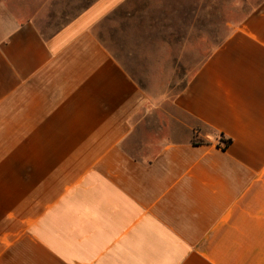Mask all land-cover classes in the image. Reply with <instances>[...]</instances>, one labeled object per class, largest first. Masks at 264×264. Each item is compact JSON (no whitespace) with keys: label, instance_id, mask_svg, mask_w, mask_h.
I'll list each match as a JSON object with an SVG mask.
<instances>
[{"label":"crops","instance_id":"obj_1","mask_svg":"<svg viewBox=\"0 0 264 264\" xmlns=\"http://www.w3.org/2000/svg\"><path fill=\"white\" fill-rule=\"evenodd\" d=\"M243 3L0 0V264H264V0L228 21ZM105 28L154 29L153 57ZM195 46L181 88L146 64Z\"/></svg>","mask_w":264,"mask_h":264},{"label":"rangeland","instance_id":"obj_2","mask_svg":"<svg viewBox=\"0 0 264 264\" xmlns=\"http://www.w3.org/2000/svg\"><path fill=\"white\" fill-rule=\"evenodd\" d=\"M243 11L242 13H227L226 14V18L228 21H238V20H244L250 13V0H243ZM61 16L62 18V14H52L53 17H58ZM70 14H67L66 16H69ZM225 15L222 13H214L212 12L211 14V20L212 23H221V21L223 20V17ZM121 23V22H120ZM119 23V25H120ZM47 23L42 22L41 25H46ZM52 30H47V32H50ZM161 31V30H159ZM163 31V40L165 41V39H167L169 37V30H162ZM168 32V33H167ZM180 32H182V30H180ZM114 33V34H113ZM125 33V37L124 34ZM168 35H167V34ZM109 34V36H108ZM146 34V35H144ZM213 34V32H212ZM155 35V30L154 29H143V28H134V29H115V30H109L107 28H105V30L102 33V36L104 37L105 41H110L111 39V43H109L108 45H110L111 48H113L114 50H123V46L120 43H112V40H118V38L120 39L119 42H121V40H123L122 38H124V41L126 42V48L127 49H132V50H137L138 48H142V51L147 53V54H151L153 57V54L155 52L154 49V39L153 38ZM160 35V34H159ZM217 35V34H215ZM114 38H113V37ZM144 36H147L146 40H144ZM153 36V37H150ZM219 36V35H218ZM112 37V38H109ZM152 38V40L150 41V39ZM168 40V39H167ZM153 42V43H152ZM164 48L166 47L165 45L163 46ZM217 46L212 45L211 46V51L213 52L214 49ZM171 50L173 52L176 51L175 47L168 46V49L163 50L166 52L171 53ZM181 53H182V47H178V56H179V61L177 62H159V61H155L153 59H149L147 63H149L150 67L152 68H157L159 69V71H157V76L159 77H165L163 80H167L168 84L172 85L173 90L177 89V88H181L184 85V81L185 78L188 77V75L193 71L196 70L199 65L201 64L202 60V56H203V50H202V46H195V54H188L184 56V59H181ZM151 60V61H150ZM165 83H167L166 81H164Z\"/></svg>","mask_w":264,"mask_h":264},{"label":"trees","instance_id":"obj_3","mask_svg":"<svg viewBox=\"0 0 264 264\" xmlns=\"http://www.w3.org/2000/svg\"><path fill=\"white\" fill-rule=\"evenodd\" d=\"M220 140L223 145V148H228L232 143L231 140H225L223 136L220 138ZM195 144H202V142L195 141Z\"/></svg>","mask_w":264,"mask_h":264}]
</instances>
